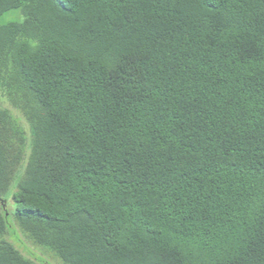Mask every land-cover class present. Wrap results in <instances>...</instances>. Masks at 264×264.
<instances>
[{
    "label": "trees",
    "instance_id": "16d2710c",
    "mask_svg": "<svg viewBox=\"0 0 264 264\" xmlns=\"http://www.w3.org/2000/svg\"><path fill=\"white\" fill-rule=\"evenodd\" d=\"M14 9L0 264H34L16 231L60 264H264V0Z\"/></svg>",
    "mask_w": 264,
    "mask_h": 264
},
{
    "label": "rangeland",
    "instance_id": "374dc122",
    "mask_svg": "<svg viewBox=\"0 0 264 264\" xmlns=\"http://www.w3.org/2000/svg\"><path fill=\"white\" fill-rule=\"evenodd\" d=\"M22 20L23 16L20 9H14L0 16V26L5 25L9 22H21ZM10 221L9 225L11 223ZM11 242H13L18 247L19 251L30 258L34 264H60L50 255V253L48 254L44 250L27 243L25 238L17 231Z\"/></svg>",
    "mask_w": 264,
    "mask_h": 264
}]
</instances>
